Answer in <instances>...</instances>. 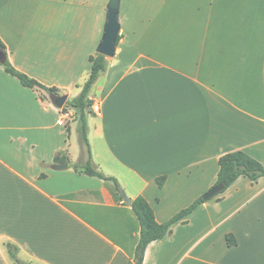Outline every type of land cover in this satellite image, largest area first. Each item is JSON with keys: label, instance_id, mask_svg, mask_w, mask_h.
I'll use <instances>...</instances> for the list:
<instances>
[{"label": "crops", "instance_id": "obj_1", "mask_svg": "<svg viewBox=\"0 0 264 264\" xmlns=\"http://www.w3.org/2000/svg\"><path fill=\"white\" fill-rule=\"evenodd\" d=\"M108 2L0 0L5 59L71 101ZM119 24L88 95L100 115L85 114L92 164L119 191L73 169L88 158L78 113L0 65V264H16L7 244L26 264L134 263L140 228L123 195L163 224L215 185L222 155L264 166V0H120ZM141 264H264V176L239 177L173 223Z\"/></svg>", "mask_w": 264, "mask_h": 264}, {"label": "trees", "instance_id": "obj_2", "mask_svg": "<svg viewBox=\"0 0 264 264\" xmlns=\"http://www.w3.org/2000/svg\"><path fill=\"white\" fill-rule=\"evenodd\" d=\"M118 40V38H117ZM0 51L5 56V47L0 41ZM91 63L90 73L87 81L82 86L80 94L67 102L65 106L69 105L73 108L79 116V128H78V136L79 141L83 146H86L88 158L86 162L77 163L73 165V169L81 174L96 177L102 180H110L113 181L117 191H119L118 183L113 178H108L100 173L92 164L91 154L89 149V143L87 140V126L85 123V114L89 110L92 105V101L88 99V95L98 80L100 75L106 70V59L104 56L96 54L95 56H91L89 58ZM0 65L3 66L4 71L16 78L19 83L29 89H39L45 91L49 96L55 95L57 96V90L54 88H47L38 83L36 80L28 77L26 74L19 72L14 67H12L9 62L3 59L0 62ZM64 106V107H65ZM63 107V109H64ZM66 157L64 155L57 157L55 162H63L66 161ZM219 171L217 174V180L215 185L223 184L224 191L230 187L239 177L245 176L251 182H255L260 177L264 176V166H262L258 161L247 155L242 151H234L230 153H226L222 155L218 160ZM165 182V177H160L156 179L157 185L161 188ZM223 191V192H224ZM204 203V200L201 197L196 199L189 207L180 211L176 214L172 219L163 224H158L155 221L154 212L148 202L143 197H136L131 202V209L136 215V218L139 223V240L135 249V258H138V263H130V264H141L142 259L145 253L147 246L157 240L164 238L169 232L170 227L173 223L182 220L187 215L191 214L199 205ZM226 243L228 246L236 245V240L232 235L226 236ZM8 254L14 260L16 264H26L20 261L17 257L18 249L10 244H7Z\"/></svg>", "mask_w": 264, "mask_h": 264}, {"label": "water", "instance_id": "obj_3", "mask_svg": "<svg viewBox=\"0 0 264 264\" xmlns=\"http://www.w3.org/2000/svg\"><path fill=\"white\" fill-rule=\"evenodd\" d=\"M119 9L120 0H109L106 6V20L104 24L103 35L101 41L96 49L97 54L104 56L105 58L113 57L116 49L117 38L120 34V24H119ZM4 59V54L0 51V62ZM49 99L51 103L61 109L66 101V96H55L50 95ZM68 164L65 162L60 165H54L53 170L61 171L67 169ZM224 185L218 184L210 188L206 193L202 195L204 201H207L224 191ZM123 199L127 204H130V200L123 195ZM139 259L136 258L134 263H138Z\"/></svg>", "mask_w": 264, "mask_h": 264}, {"label": "built area", "instance_id": "obj_4", "mask_svg": "<svg viewBox=\"0 0 264 264\" xmlns=\"http://www.w3.org/2000/svg\"><path fill=\"white\" fill-rule=\"evenodd\" d=\"M89 110L95 115H100V107L98 104H92ZM62 123H63V119L61 118L60 121L58 122V125H62Z\"/></svg>", "mask_w": 264, "mask_h": 264}, {"label": "rangeland", "instance_id": "obj_5", "mask_svg": "<svg viewBox=\"0 0 264 264\" xmlns=\"http://www.w3.org/2000/svg\"><path fill=\"white\" fill-rule=\"evenodd\" d=\"M67 102H69V101H67ZM65 107H67V105ZM64 110H65V108H64ZM61 118L67 120L66 116H62Z\"/></svg>", "mask_w": 264, "mask_h": 264}]
</instances>
